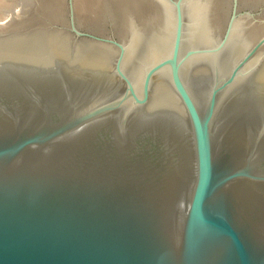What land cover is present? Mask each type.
<instances>
[{"label": "water", "instance_id": "95a60500", "mask_svg": "<svg viewBox=\"0 0 264 264\" xmlns=\"http://www.w3.org/2000/svg\"><path fill=\"white\" fill-rule=\"evenodd\" d=\"M228 1L0 27V264H264V28Z\"/></svg>", "mask_w": 264, "mask_h": 264}, {"label": "rangeland", "instance_id": "374dc122", "mask_svg": "<svg viewBox=\"0 0 264 264\" xmlns=\"http://www.w3.org/2000/svg\"><path fill=\"white\" fill-rule=\"evenodd\" d=\"M43 0H0V27L8 26L19 20H40L42 22L69 29V2L68 0H59L58 6L59 11H51L48 14L44 11ZM41 2V3H40ZM75 1L71 0V7L73 10V15L75 19V26L81 32H88L92 35L106 37L113 31H115L123 21L124 17L120 15L122 10V5L115 4L107 5L105 13L102 12L97 22L83 23V20H80L75 6ZM232 0L228 1V8L230 10ZM239 3V12L246 15L249 13V16L258 18L261 20V23L264 28V0H238ZM42 8V9H41ZM130 9V8H129ZM12 14L6 16L8 12ZM11 10V11H10ZM122 10V11H121ZM53 13L55 16H53ZM57 14V15H56ZM117 14V15H116ZM5 15V16H4ZM13 15V16H12ZM120 16V18H119ZM9 20H8V19ZM120 19V21H119ZM122 20V21H121ZM5 21V22H3ZM82 21V23H81ZM3 22V23H2ZM94 23V25H93ZM70 30V29H69Z\"/></svg>", "mask_w": 264, "mask_h": 264}, {"label": "bare ground", "instance_id": "6f19581e", "mask_svg": "<svg viewBox=\"0 0 264 264\" xmlns=\"http://www.w3.org/2000/svg\"><path fill=\"white\" fill-rule=\"evenodd\" d=\"M74 1H75L74 2L75 3L74 7L76 8V12H77V15H78L79 19L83 20V23L85 22V23H87V25L90 23V25L92 26L91 23L92 22H94V23L97 22L98 18L100 17V14L102 12H104L105 9L107 8V5H113V6L115 4L122 5L123 12L120 15H122V17H125V15L127 14L129 8L132 5V1L133 0H74ZM42 2H44L42 8L44 9V11L47 14H48V12H50L52 14L53 11H57V10L59 11V9H58L59 7H57L58 3H59V0H43ZM5 11L8 12L6 14V16H8V17H9L10 14H12L11 12H9L7 10H5ZM53 16H55L54 13H53ZM119 18H120V16H119ZM120 19H119V21H120ZM3 22H5V21H3ZM81 23H82V21H81ZM94 23H93V25H94Z\"/></svg>", "mask_w": 264, "mask_h": 264}]
</instances>
